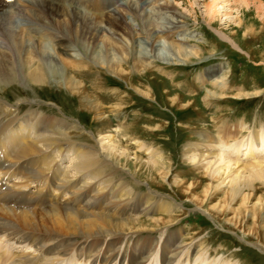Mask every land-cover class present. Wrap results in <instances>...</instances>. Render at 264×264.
<instances>
[{
  "label": "rangeland",
  "instance_id": "1",
  "mask_svg": "<svg viewBox=\"0 0 264 264\" xmlns=\"http://www.w3.org/2000/svg\"><path fill=\"white\" fill-rule=\"evenodd\" d=\"M43 1L78 10L91 23L88 28L93 29L97 24L105 29L102 36L91 31L94 42L99 45L96 53L103 57L99 59L105 65H99L95 56L91 59L90 54L96 50L92 44L88 48L71 43L55 47L60 38L55 34L51 40L45 37V57L35 60L32 67L40 66L46 81L41 84L30 81L27 75L31 69L21 67L22 61H15L16 81L11 84L0 81V101L17 108L19 118L26 119V113L33 112L46 119L65 120L74 127L65 139L69 144H83L100 151L110 144L118 153L123 152L118 161L111 159L114 167L108 164L102 169L103 177L91 183L96 185V181H102L98 188L105 187L107 193H112L114 188L117 189L114 194L125 192L127 196L113 199L114 207L137 212L120 210L123 214L112 215L101 209L88 210L125 222L138 220L141 226L124 234L105 236L111 239L96 236L89 240L100 254L106 249L114 252L107 253L109 262L105 263H94L87 255L77 256L76 250L80 249L77 246L88 241L81 237H75L76 244L67 252L45 256L27 241L20 243L15 241L17 237H12L13 240L2 232L0 246L4 251L7 254L10 251L14 259H23L28 264L37 259L40 264H158V256L160 264H264V181L255 180L235 200L228 197L230 193L225 188L229 178L233 179V173L238 171L237 167L250 166L255 163L254 158L264 160V153L245 158L240 150L236 157L233 155L238 165L222 174L219 182L205 167L186 159L187 150L216 147L223 128L236 134L231 144L249 139L252 132L264 130V0H247V5L233 0H150L147 4L144 0ZM43 1L0 0V13H6L9 6H13L12 11L7 12L30 11L28 7ZM130 5L134 16L126 13ZM209 5L211 9L207 8ZM159 6L170 8L177 16L175 22L178 21L179 28L172 35L163 33L168 37L160 34V37H150L147 41L157 49L155 57L150 58V64L145 62L147 68L139 63L137 67L136 57L142 59L143 53L140 54L139 46H131V40L143 42L142 37L147 38L143 30L150 20L156 22L158 30L164 31L170 26L168 22L172 18L165 11H158ZM209 11L215 12L212 18ZM114 12L113 17H125L126 23L137 32L130 34L129 30L109 28L106 23L109 17L106 20L103 17ZM36 24H26L19 31H27L28 35L37 32L32 34L38 40V33H44L47 28ZM17 40L22 39L18 36ZM170 43L173 48L188 53L181 61L167 65L172 53L168 48ZM54 47L66 49L70 57L59 55ZM118 47H123L125 54L119 53ZM19 54V57L25 56L23 52ZM124 55L129 56L126 59ZM30 57L33 55L29 53ZM214 74L222 78L220 82H207V77ZM66 79L78 81L83 96L99 107V117L80 105L78 95L65 87ZM8 110L12 108L3 111L0 105V128L5 124V117L14 118L7 116ZM4 154L0 151V160H4ZM63 157L59 160L56 156L59 168L63 174H69L73 172L69 154L64 152ZM16 176H25L30 181L40 177L37 171L29 173L21 169ZM29 184L28 189L20 187L24 193L18 192L17 198L26 199L30 192L36 191V184ZM40 187L44 185L38 184ZM46 190L37 196L42 198ZM146 193L156 198L143 211L139 204ZM161 203L171 204L170 213H157L155 208ZM60 239L66 242L71 238Z\"/></svg>",
  "mask_w": 264,
  "mask_h": 264
},
{
  "label": "bare ground",
  "instance_id": "2",
  "mask_svg": "<svg viewBox=\"0 0 264 264\" xmlns=\"http://www.w3.org/2000/svg\"><path fill=\"white\" fill-rule=\"evenodd\" d=\"M144 1L147 4L150 0ZM236 2H242L244 5H247V0H233V3ZM131 5L126 8L128 10L126 13L132 14V16H134L135 13L133 14L131 12L133 10ZM28 8L30 11L25 12L24 10L20 9L18 13H15L11 12L12 9L10 8L11 11L7 12L9 10L8 9L5 10L6 13H0V81H5L7 84H11L16 81L14 75H16L15 73L17 72L18 68L15 61L19 60L23 63L21 67L25 69L27 68L28 70L31 69L27 75V78L30 81L38 84L44 83L46 81L45 72L42 71L40 66L33 68L32 65L35 60L37 62L42 56L45 55V51L47 52V48L44 45L45 37H48V39L51 37L49 39L51 40L54 37V34L60 38V42L55 44V47L66 46L68 43H71L72 45L74 44V46L76 44L82 48H88V45L90 46V44H92L91 46H93V49L96 50L93 52V54H90L91 59L93 60L95 56V61L98 62L99 65L103 66L104 63H102V60L99 59L101 56H99V53H96L97 49H99V45L94 42L92 37L93 33L91 31H94L97 36H102V33L104 34L105 32L104 28L102 29L100 25L94 24L95 28L90 29L88 27L91 23H88L89 20L87 19V16L79 13L78 10L74 11V9L71 10L70 8L68 9L52 6L51 4H47L45 1L41 3H34V5H31ZM162 8L159 6L157 10L161 12L165 11V15H170L169 17L172 18V20L168 22V24H170L169 28L165 27L164 31L158 30L154 25L156 22L150 20L146 23V28L143 30L146 31L147 38L142 37L144 40H142L143 42L136 39H132L130 42L131 46L133 44H135L137 47L139 46L141 50L140 54L143 53L141 54L143 57L142 59L136 57L137 67L139 63L141 66L143 65L142 68H147L148 66L145 65L150 64V58L154 59L155 57L154 53L157 49L152 46V42V44H150L149 41H147L150 37H156L159 36V34L161 37H168L167 35L174 34V32H176V30L179 28L178 21L177 23L175 22V18L177 16H175V14L170 11V8ZM207 8L209 9L210 5L207 6ZM211 11L208 12V15L212 18L215 12ZM30 12H33L34 15H29ZM113 16H115V12L103 17L105 20L107 17H109L106 20L109 28L121 30L122 32H124V30H129L127 33L130 34L137 32L135 29H133L134 27H131L126 23L125 17H119V15H117V17ZM101 18L102 17L99 16V19ZM36 23H39L40 25ZM26 24H36L51 31L46 30L44 33L39 32L38 40H34V34H32L34 32L33 30V32L29 30V32H32L29 33V35L27 31H25V33L23 30L19 31V28L26 26ZM166 32L167 35H164L163 33L166 34ZM18 36L22 39L21 41L17 40ZM173 43L175 44V42ZM173 43L168 44V48L172 50V53H169L170 57L168 60L166 59L167 65L171 63L175 64L177 60L181 61L182 58L187 57L185 54L188 52L180 48H173ZM149 46L150 51H147V47ZM55 47L54 49L58 51L59 55H68V57H70L66 49H57ZM118 49L119 53L122 52L125 54L126 51L123 47H118ZM22 52L25 54V56L19 57V53ZM29 53L33 55V57L29 58ZM37 56L39 57L36 58ZM124 56H126L127 59L129 55ZM101 58L103 59V57ZM147 61L148 64H145ZM107 67L109 68L110 65ZM66 72L64 70V73ZM75 79H66L64 82L65 87L78 95L81 101L80 105L93 114H97L99 117V107L92 100H89V98L86 99L83 96V90L80 88V84L78 81H75ZM221 79V77L214 74L209 78L207 77L206 81L217 84ZM0 105H2L3 111L7 110L8 107L12 108V110H8L9 112L7 116L14 117L12 120L5 117V124L0 128V151L5 153L2 157L4 160H0V169L7 170V172L0 171V201L3 204L2 207H0V234L3 232L5 235H9L11 238L17 237L16 240L18 241H28L30 245L36 247L38 251H42V253L44 252L45 256L59 255L61 252H67L70 247L76 244L75 237H81L82 240L88 241H85L81 245L77 246V248H80L79 250H76L77 256L87 255L89 259L93 258L91 261L94 263L109 262V256H107V253H112V251L106 249L104 251L105 253L100 254V251H96L94 247L90 245V241L96 238V236L105 237L124 234L126 231H132L136 227H140L141 223L138 220L125 222L121 221L123 220L121 218L116 220L111 217H107V215H97L90 212L89 210L91 208L98 210L101 209L103 212H106L105 214H121L122 212H120V210H122V207H114L113 199L119 196H127L125 192L114 194V192L117 191V189L115 191V188L112 193H107V189L105 187H101L99 189L98 186L102 185V181L100 183L96 181V185L92 184L91 182L92 180H99L101 178L103 174L102 169L107 167L108 164H111L114 167L111 159L115 158L116 161L117 158L119 159L122 156L123 152L118 153L114 146L110 144L103 146L102 151L83 144L78 146L69 144V141H65V139L69 136L68 131L74 127L65 120L57 121V119H46L42 116L40 117L39 115H36L33 112L26 113V119L23 117L19 118L16 114L17 108L1 101ZM221 131L222 136H219L216 147L207 146L204 148V150L196 148L194 149V152L191 150L186 151V159H188V161H190L192 164H196L197 166L201 165L202 168L205 167L203 169L211 172L213 178L218 180V182L222 174L226 175V172H229L232 166L238 165L236 163L237 159H234L233 155L236 157L240 153V150L244 152L243 155L245 158L255 157L261 153H264V130H261L260 132H252V136H250L249 139L233 144H231V142L233 141L236 134H234L231 129L223 128ZM53 152L57 155H53ZM64 152L69 154L70 165L73 169V172L69 174L62 173V170H60L58 165V158H56V156H59L60 160L61 158L63 160ZM10 157L13 162L16 163L13 165L15 167H11L10 169H2L9 167L10 163L8 160ZM254 160L255 163H252L250 166L248 165L247 167H244V165L243 167H237L238 171L233 173V179L229 178V182L226 183L225 188L229 190L230 195L228 197L231 200H235V198L241 195L245 188H251L255 180L264 181V160L258 159L257 161L255 158ZM138 161L139 159L137 162ZM20 169H28L29 173L37 171V173L40 175L39 178L31 180V184H36V191L30 192L26 199L16 197L19 189H22L18 188L17 186H25L30 180L24 179L21 181V183L7 184L11 177L10 175L16 173ZM245 171L248 173L246 176ZM87 178L90 179L88 183H86V180H88ZM38 184L44 185V188H38ZM47 184L48 186L46 187ZM44 190H46V194L42 198H39L37 195H40ZM120 191L121 190L118 192ZM1 194H3V196H1ZM154 198H156L154 195L146 193V195L140 199L139 206L142 207L143 211L147 210V204L149 203L150 206V202H152ZM142 199L144 201H142ZM245 199L250 200V198L246 196ZM4 201L10 202L11 204H5ZM32 204L36 205V208H26V206L29 207ZM13 205L17 206L13 207ZM157 205L158 206L155 208L157 213H170L171 204L161 203ZM124 211L137 212L135 209H125ZM138 212L141 213V210ZM171 236H173V234ZM60 237L63 239H71L69 241L62 242ZM4 250L6 249L0 246V264H25L27 262L23 261V259H14L12 255H9L10 251L7 254V251ZM173 253L171 252V254ZM160 259L161 258H159V261L157 262L158 264L161 263ZM38 260L40 259H37L36 262L31 261L30 264H40Z\"/></svg>",
  "mask_w": 264,
  "mask_h": 264
}]
</instances>
